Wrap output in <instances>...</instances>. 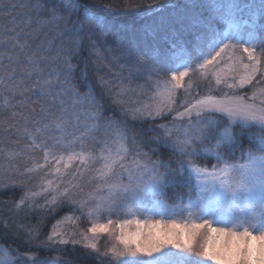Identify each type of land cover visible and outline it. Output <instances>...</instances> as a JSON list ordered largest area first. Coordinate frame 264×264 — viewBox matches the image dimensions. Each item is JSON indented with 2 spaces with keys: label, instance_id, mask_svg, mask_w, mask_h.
Masks as SVG:
<instances>
[{
  "label": "snow or ice",
  "instance_id": "snow-or-ice-1",
  "mask_svg": "<svg viewBox=\"0 0 264 264\" xmlns=\"http://www.w3.org/2000/svg\"><path fill=\"white\" fill-rule=\"evenodd\" d=\"M4 7L27 11L0 32V95L12 94L0 104V129L24 137L26 151L44 154V165L21 175L54 162V174L62 180L78 162L81 180L94 172L90 182L100 183L74 200L83 192L80 183L61 190L48 180L40 185L43 192H26L13 201V210H31L29 201L51 195L41 208L54 213L67 201L81 216L57 220L43 240L38 226H21L16 235L24 238L13 240L19 247L0 248V264H71L39 255L65 252L69 244L82 245L103 264H264V0L259 22L253 5L243 6L250 14L242 17L239 0L96 5L104 12L81 0ZM114 11L138 12L149 22L130 31L105 14ZM84 51L87 57H81ZM89 62L103 73L97 81L113 93L114 103L129 91L143 95L151 89L150 103L122 108L133 122L155 124L175 113L172 123L156 124L148 131L157 135L140 141L127 121L106 118L95 85L84 84L82 91L77 79H88ZM141 73H146L144 84L125 85ZM202 85L207 86L203 95ZM181 92L185 98L178 101ZM16 94L22 99L12 103ZM31 96L38 97L39 112L31 107ZM3 110L9 111L6 118ZM257 126L259 133H252ZM160 148L170 150L167 160L152 159ZM16 155L9 150V159ZM0 173L12 179L3 166ZM15 187L0 177V192ZM120 215L129 218H111ZM81 217L90 226L76 239L64 226L77 227ZM218 223L222 226H214ZM103 235L114 242L101 252L97 238Z\"/></svg>",
  "mask_w": 264,
  "mask_h": 264
},
{
  "label": "trees",
  "instance_id": "trees-1",
  "mask_svg": "<svg viewBox=\"0 0 264 264\" xmlns=\"http://www.w3.org/2000/svg\"><path fill=\"white\" fill-rule=\"evenodd\" d=\"M32 0H0V32L3 31L5 24L8 23L10 19L15 18L17 22H19L22 18H24V13L27 11L26 8L17 7L15 9H5V5H28ZM82 3H88L92 6L93 11L104 12L105 10L102 8L96 7L98 4H111L114 7H122L126 0H81ZM129 3H144L150 2V0H127ZM242 8L245 4L256 6L253 10L257 12L258 17V6L260 4V0H239ZM6 11L10 12L11 15H6ZM115 23L120 25H126L128 29L131 31L132 29L139 30L140 26L144 23L149 22V20L143 17L138 12H130L123 13L119 11L114 12H106ZM250 14L249 9L243 8L242 17L247 18ZM87 51L81 53V57H87ZM76 63V61H73ZM83 67V64L80 65ZM103 73H96L93 70V66L91 62H89V71H88V79L85 80L81 76H77V79L81 85V90L84 91V84L95 85V95L97 101L102 106L103 114L106 118H111L114 121H127L129 124V128L133 130H138L140 135L138 139L143 141L145 139L151 140V138L155 137L156 134L152 131H148L149 128L155 127L157 122H163L166 119H161L155 121L153 124L152 121L147 123H140L139 121L133 122L131 116L122 111V108H133L137 107L138 103L135 102H151L146 100L147 95L150 93L151 89L146 88L145 93L143 95H139V89L136 90V93L131 91L125 93V95L121 97H116L120 103H114L113 101V93L108 92L106 89L102 88L97 81V76L102 75ZM125 76L128 75L127 70L124 73ZM146 73H141L140 77H133L131 81L125 80V85L128 88H135L137 84H144ZM110 76H105V79H110ZM0 91H3L0 89ZM114 91H118L114 87ZM9 92L4 91L3 95H0V104H3L4 97L8 96L11 98ZM22 99L18 94L15 95V99L12 100V103H17ZM35 102V103H33ZM31 107L35 108L37 112H39V102L38 97L31 96L30 101ZM18 110V109H17ZM4 117L6 118L9 115L8 110H3ZM6 127V125H5ZM49 135H52L51 133ZM97 138L101 139L103 136L101 133L97 134ZM42 139V138H41ZM39 142V140L37 141ZM28 141L24 137H18L14 132H4L0 129V166H3L8 175H11L12 179H7V176L3 173H0V177H3L4 183H15L17 187L9 189L8 191L0 192V248H3L5 244H10L13 247H19L18 244H13V240H20L24 238L22 235L17 236L16 232L20 229L21 226H38L40 228V239L43 240L49 233L52 228V225L60 220L64 216L72 215L75 217H80V211L75 209V206H69L67 201L60 203L59 207L54 213L49 212L47 209L41 208L40 206L44 205L45 200H50L51 195H41L33 201H29L28 203L31 205V210L26 206L22 208L20 211H15L12 208V202L19 200V198L24 195L26 192H43V189L40 187L42 182L47 181V172L42 170H34L32 173L27 175H21L25 173L26 169L32 168L35 169V164L33 163L36 158H40L43 152L34 150V151H26ZM152 147H156V145H152ZM99 149L97 146L96 150ZM9 150H13L17 153V155L11 159L8 158ZM79 151V148L76 149ZM145 151H148L149 148L145 147ZM58 155L63 152V149H59L56 151ZM64 155H67L65 152ZM171 152L167 148H160V151L152 156V159H156L157 157H161L165 160L168 159ZM240 155L239 152L236 154ZM9 165L15 169V171H11L9 169ZM76 165V164H74ZM83 187V192H78L77 195H74L72 199L80 200L83 199L84 193H88L90 191L89 185L90 183L79 182ZM91 186V185H90ZM55 193H52L54 195ZM171 194V193H170ZM175 201L169 200V203H174ZM135 211V208H133ZM142 217V216H141ZM113 220H119L125 218V216H113L111 217ZM143 218V217H142ZM105 221L104 218L101 220ZM79 226L84 227V230H87L89 226V222L87 218L81 217L79 220ZM5 234H7V239H5ZM113 238L109 235H103L99 238V247L101 252H103L107 247L110 246ZM20 251L23 252L24 249L20 248ZM36 251V249H33ZM86 249L83 246H73L69 244L66 246L65 252H39V255L42 257H60L61 259H66L71 262V264H103L102 261H99L96 257H89L87 255ZM2 255V253H0Z\"/></svg>",
  "mask_w": 264,
  "mask_h": 264
},
{
  "label": "rangeland",
  "instance_id": "rangeland-1",
  "mask_svg": "<svg viewBox=\"0 0 264 264\" xmlns=\"http://www.w3.org/2000/svg\"><path fill=\"white\" fill-rule=\"evenodd\" d=\"M194 78H195V77H194ZM206 88H207L206 85H202L201 95L204 94V92L206 91ZM251 90H252L251 88H247V89H245V91H247L249 94H250ZM213 94H216V93H213ZM184 98H185V97H184V94L181 92V93L178 95V101L181 100V99H184ZM181 110H182V109H181ZM172 115H175V113H173ZM172 115H169L165 121H163V122H157L156 124H161V123H167V124H170V123H172ZM176 123H180V122H179V121H176ZM156 124H155V125H156ZM259 131H260V128H259L258 126H257V127H254V128L251 129V132H252V133H259ZM154 133L157 135L156 132H154ZM101 135L103 136V129L101 130ZM98 151H99V149L96 150V152H98ZM56 155L59 156L57 152H56ZM43 156H44V154H42V156H40V158H36L35 161H34L33 163H34L35 165H36V164L44 165V159H43ZM66 156H67V155H65V157H66ZM129 159H131V157H129ZM74 164H76V165H74ZM74 164H73V165H70V167H69V169L67 170V173H66V174H63V176H62V180L59 179V178H57V176L54 174V172H55L54 162L51 163V164H49V165H45L44 168H43V170L47 172V176H46L47 181H48V180H55L56 183L53 185V187H56L57 185H59L60 188H61V190H63V187L67 186V184H68L69 182H72V183L86 182V183H90V185H91V186L89 185V189H90L89 192L93 191V190L96 188V184L100 183L99 181H91V182H90V177H91V176H94L95 173H94V172H89L88 174H86V175L84 176L83 180H81L80 177L76 175V172H77V168L82 167V166H80L78 162H75ZM99 166H100L99 163H97V164H95L93 167H94V168H98ZM61 172H62V173H65V169L63 168L62 165H61ZM74 177H75V179H74ZM97 194H98V195H105V193H97ZM230 207H231V206L228 205V204L226 203V204H225V211H228V210L230 209ZM256 210L259 211V205H258V204L256 205ZM71 216H72V215H71ZM64 217H65V216H64ZM73 217H75V216H73ZM85 218H86V217H85ZM103 218L105 219V221L108 219L107 216H105V217H103ZM126 218H129V217H125V218H123V219H126ZM140 218L143 219L142 217H140ZM160 218H161V217H159V216H154V217H153L154 220H155V219H160ZM78 222H79V221H78ZM78 222H77V225H78L77 227H72V226L69 225V224H65V226H64V230H65L66 232H75V233H76V236H75L76 239H80V238H81L80 235H79L80 232H84V231H86V230H84V227L79 226V223H78ZM100 222H102V221H100ZM89 226H90V225H89ZM89 226H88V227H89ZM214 226H222V225L218 223L217 225H214ZM99 238H101V236L98 237L97 239L99 240ZM113 242H114V241L112 240L110 246L112 245ZM79 246H82V245H79ZM110 246H109V247H110ZM52 257H55V256H52Z\"/></svg>",
  "mask_w": 264,
  "mask_h": 264
}]
</instances>
